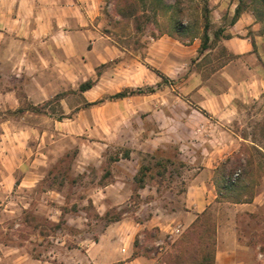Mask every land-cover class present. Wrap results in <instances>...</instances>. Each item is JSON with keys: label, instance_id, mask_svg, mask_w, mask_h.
Returning <instances> with one entry per match:
<instances>
[{"label": "crops", "instance_id": "obj_1", "mask_svg": "<svg viewBox=\"0 0 264 264\" xmlns=\"http://www.w3.org/2000/svg\"><path fill=\"white\" fill-rule=\"evenodd\" d=\"M215 3L211 9L217 20L210 22V47L201 52L200 38L183 44L164 35L122 44L109 33L107 0H0V77L14 78L19 83V87L0 90V110L16 112L21 106L19 94L25 95V100L34 106L65 95L61 101L64 115L79 110L74 119H66L71 125L77 122L81 126L94 125L89 118L93 115L99 126L164 127L174 113L178 124L183 126H224L243 104L264 94V37L260 33L261 23L250 8L230 25L239 2L231 6L229 0ZM218 30L221 32L216 38ZM219 48L225 57L216 62L212 53ZM88 82L92 87L81 91V86ZM175 88L178 94L173 100ZM143 89L150 90L104 104L108 95ZM72 96L81 98L83 107L66 102ZM103 100L102 104L90 105ZM35 119L13 117L0 123V196L10 193L15 186L24 187L35 179L32 176L43 175V166L53 161L44 152L43 144L45 139L52 140L56 132L44 130V121ZM55 126H59L56 121ZM31 137L37 141L32 163L28 160ZM199 145L202 150L195 157L207 160L208 164L191 169L196 170V177L187 184L182 208L167 215H155L147 222L159 237L174 238L175 233L188 229L215 204V164L224 154L213 150L217 146L214 133L204 137ZM124 185L114 182L96 187L89 202L107 211L108 207L119 205ZM111 189L117 192L113 194ZM141 190L155 191L157 187L146 185ZM191 190L195 193L189 195ZM242 206L246 218L257 220L256 215L264 211V198L256 196ZM229 233L218 226L214 264H264L261 244L247 241L252 232L246 233V237L240 228ZM108 236V232L101 236L96 247L103 246V239ZM121 247L116 240L106 264L155 263L144 254L133 256L132 247ZM97 248H89L90 257Z\"/></svg>", "mask_w": 264, "mask_h": 264}, {"label": "rangeland", "instance_id": "obj_2", "mask_svg": "<svg viewBox=\"0 0 264 264\" xmlns=\"http://www.w3.org/2000/svg\"><path fill=\"white\" fill-rule=\"evenodd\" d=\"M229 1L231 6L239 0ZM215 2L107 0L105 16L109 33L124 45L138 39L168 36L167 33L181 36L180 43L186 44L190 41L188 35H199L201 39L205 23L217 20L211 9ZM225 22L230 23V20ZM179 26L181 33L176 29ZM260 33L264 37V22ZM223 55L219 48L212 53V59L220 62ZM17 81L0 77V90L19 87ZM175 90L173 100L178 94ZM111 96L104 98V104L115 101L109 100ZM17 97L20 108L16 112L0 110V123L13 117L38 118L44 121V130L52 129L56 133L52 140H44V152L53 159L50 164L41 165L44 174L32 176L35 179L24 187L15 186L10 193L0 196V264H106L116 240L120 241L121 249L132 247L133 256L144 254L154 259V264H210V256L216 251L219 225L229 234L235 228H240L243 236L252 232V238L247 241L261 244V260L264 261V224H260V220L264 223V211L256 215L257 220L252 217V221L244 216L242 204L234 206L238 200L259 195L264 198V94L243 104L226 125L218 127L183 126L178 124L174 113L164 127L99 126L93 115L89 118L94 125H79L77 115V123L71 125L66 119L73 118L79 110L64 115L61 101L65 95H57L38 106L25 100L23 94ZM66 102L80 108L84 103L78 96ZM94 115L100 116V113ZM189 118L197 123L195 118ZM213 133L217 140L213 150L224 156L215 164V204L198 223L207 226L197 234L192 233L190 226L175 233L174 238L159 237L157 230L149 228L147 222L155 215H167L182 208L187 184L196 177V170L191 169L208 164L207 160L195 157L202 150L199 144ZM36 142L31 137L30 163L36 155ZM144 168L149 169L144 171L146 185H154L157 190L138 189L134 178ZM244 171H250V175L238 185ZM220 177L228 186H236L231 195H219L216 180ZM114 182L125 183L119 205L103 211L89 202L96 187ZM111 192L117 191L111 189ZM194 193L195 190L189 191V195ZM118 216L120 224L113 226L110 220ZM111 226L113 228L109 229ZM106 232L108 238L97 248L95 243H99ZM134 232L137 233L133 236ZM90 247L97 248L93 249L92 257L88 253ZM161 247L167 250L161 252Z\"/></svg>", "mask_w": 264, "mask_h": 264}, {"label": "trees", "instance_id": "obj_3", "mask_svg": "<svg viewBox=\"0 0 264 264\" xmlns=\"http://www.w3.org/2000/svg\"><path fill=\"white\" fill-rule=\"evenodd\" d=\"M238 2L239 3H238V6L236 8L235 15H234L230 25H233L234 23H236V21L239 19L241 14L248 8H250L254 12L255 16L257 17V20L260 23L264 22V0H239ZM176 29H178V31L181 33V30H182L181 26L176 27ZM210 29H211L210 22H206L204 27H203V30H202V38H201V40H202V49L203 50L201 52H203L205 49L210 47V45L208 44L209 43L208 33H209ZM220 32H221V30H218L216 32V34H215L216 38L219 37V33ZM167 35L169 37L179 41V42H182L181 36H177V35L170 34V33H167ZM187 38L190 39L189 42H193L195 39H198L200 37H199V35H194V36L188 35ZM91 87H92V83L88 82V83L84 84L83 86H81V91L88 90ZM149 90L150 89H143V90L131 91V92L125 91V92H121V93H118V94H115V95L111 96L109 100L122 99L124 97H127L128 95L145 94ZM102 103H103V101H100V102H96V103H93V104H90V105H99V104H102ZM148 170H149L148 168H144L143 170L139 171L137 176H135L134 180L137 183L138 189L145 188V186H146V183H145L146 173L145 172L148 171ZM248 174L250 175V171L249 172H245L244 171L242 176H241V178L238 180L237 184L239 185L240 183H242L244 181L245 177ZM216 184H217V187H218L219 195H222V194H225V193L227 195H231L233 193V189L236 188V186L234 184L228 186L227 182L225 181V179L223 177H220L218 180H216ZM226 196L224 198H226ZM253 199L254 198L251 197V198H249V199H247L245 201L238 200L237 202H235V204L251 203L253 201ZM203 217L204 218L207 217V211L205 213H203L201 216H199L198 219L191 225L192 233L197 234L198 232H200L201 230H203L207 226L206 224H205V226L198 224L200 219L203 218ZM119 221H121V217L120 216L110 220L111 223H116V222H119ZM206 221L208 222V219ZM213 232L215 234V228L213 229ZM213 242H214V246H215V240ZM214 254H215V252H213L211 254V256H210V259H211L210 260L211 261L210 264H214ZM206 261H208V257H207Z\"/></svg>", "mask_w": 264, "mask_h": 264}]
</instances>
